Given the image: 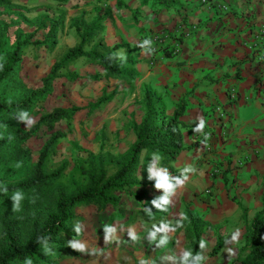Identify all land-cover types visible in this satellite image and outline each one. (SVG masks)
<instances>
[{
    "label": "rangeland",
    "instance_id": "374dc122",
    "mask_svg": "<svg viewBox=\"0 0 264 264\" xmlns=\"http://www.w3.org/2000/svg\"><path fill=\"white\" fill-rule=\"evenodd\" d=\"M184 1L160 9L154 0H121L122 6L106 0H68L63 5L0 0V66L18 43H30L0 85L3 104H22L44 88L53 68L82 41L76 21L97 26L87 51L124 65L123 78L115 79L102 67L78 60L59 69L49 96L33 101L32 124L26 127L19 115H1L0 187L32 178L42 150L59 133L64 137L53 144L45 173L65 171L42 196L22 194L19 211L12 210L14 194L0 198V241L4 221L24 239L30 215L50 202L53 190L72 193L84 184L79 165L101 160L112 175L136 142L147 103H153L162 126L185 100L187 111L180 121L186 150L172 163L162 158L147 161L144 153L136 186L121 194L118 203L105 211L95 206L74 209L53 264H240L248 226L264 212V131L250 134L242 115L237 120L229 114L225 107L240 99L234 90H228L227 105H206L195 98L206 73L198 54L207 47L218 49L220 43L213 40L209 25L190 24ZM52 29L55 40L35 45L46 41ZM198 106L202 112L197 113ZM57 109L75 112L66 120L41 124L27 140L17 138ZM149 169L168 175L173 184L176 178L183 180L166 203L162 198L168 193L156 187L159 176L149 179ZM192 220L203 245L199 261L187 233ZM219 236L224 248L211 257Z\"/></svg>",
    "mask_w": 264,
    "mask_h": 264
},
{
    "label": "trees",
    "instance_id": "16d2710c",
    "mask_svg": "<svg viewBox=\"0 0 264 264\" xmlns=\"http://www.w3.org/2000/svg\"><path fill=\"white\" fill-rule=\"evenodd\" d=\"M60 4H65L68 0H50ZM115 1L122 6L121 0ZM147 1V0H144ZM160 9H171L174 0H154ZM77 32H81V43L79 46L70 49L62 62L55 66L51 75L45 79L44 88L39 92L32 93L22 104L5 105L0 102V125L1 115H20L21 112L31 114L33 101L41 97L49 96L51 82L57 77L59 69H67L70 64L78 60H85L90 64L98 65L105 69V75L111 78H123L124 65H116V59L110 56L97 53L95 50L87 51L86 45L94 38L97 31L96 25L86 27L83 22L76 21ZM52 29L48 39L44 42H37L35 45H47V41L55 40ZM30 43H18L8 60L0 66V85L14 72V69L21 61L22 48ZM186 109L185 100H181L175 111L173 119L168 123L159 126L160 115L155 110L153 103H147V115L136 129V142L128 152L126 158L117 163V169L109 175L106 166L101 160H88L87 165H79V170L84 177L85 183L77 185L72 193H65L53 190L50 202L39 207L37 211L30 215L29 232L26 238H22L16 228L7 222H3L2 239L0 241V264H53L57 258L60 248V240L68 232L69 223L72 219V212L80 206H95L99 211H105L109 206H113L120 200V195L129 188L136 186L135 173L138 170L141 157L145 153L147 161L154 158H162L168 163L174 162L179 154L186 150L183 145V136L180 121ZM75 110L57 109L52 113L42 116L39 123L30 131L23 135H17L20 140H27L32 137L41 124L60 122L70 118ZM64 135L57 134L53 137L41 152L40 158L35 166L34 175L22 183L0 187V198L20 192L21 194L36 193L41 196L50 187H54L64 173V169L56 173L46 174L45 166L52 151L53 144ZM188 238L193 243L198 256L201 254V239L197 222L192 220V224L187 230ZM225 241L222 237H217L211 257H217L224 248ZM245 257L240 264H264V212L256 214L249 224L245 235V246L242 249ZM196 261H199L196 258Z\"/></svg>",
    "mask_w": 264,
    "mask_h": 264
},
{
    "label": "crops",
    "instance_id": "0c3cea01",
    "mask_svg": "<svg viewBox=\"0 0 264 264\" xmlns=\"http://www.w3.org/2000/svg\"><path fill=\"white\" fill-rule=\"evenodd\" d=\"M184 2L190 24L209 25L213 40L220 43L218 49L207 47L198 54L206 73L195 98L206 105L212 102L227 105L228 90L238 92L239 101L225 108L237 120L243 116L242 123L250 134H261L264 131V0ZM199 107L197 113L202 112Z\"/></svg>",
    "mask_w": 264,
    "mask_h": 264
},
{
    "label": "clouds",
    "instance_id": "9594fccd",
    "mask_svg": "<svg viewBox=\"0 0 264 264\" xmlns=\"http://www.w3.org/2000/svg\"><path fill=\"white\" fill-rule=\"evenodd\" d=\"M19 121L21 123H25L26 127L29 124H32L34 121L32 119L29 118V114L27 112H21L19 117H18ZM192 169L190 168H186L184 171L185 172H189ZM149 172L151 173V176L149 177V179L155 177V176H159V182L157 183L156 187L157 188H162L165 190L166 193H168V195L164 196L162 198V202L166 203L168 200V196L171 195L174 191L176 186L180 185L183 183V180L180 178H176L175 180V184L170 182V178L168 175L166 174H160L152 169H149ZM187 177L185 176L184 179H186ZM23 199L22 194L20 192H16L13 196H12V201H13V211H19L20 210V201ZM155 203V201H154ZM203 246V245H201ZM197 259H202L200 256H197ZM27 264H31V261H27Z\"/></svg>",
    "mask_w": 264,
    "mask_h": 264
},
{
    "label": "built area",
    "instance_id": "2783aa9c",
    "mask_svg": "<svg viewBox=\"0 0 264 264\" xmlns=\"http://www.w3.org/2000/svg\"><path fill=\"white\" fill-rule=\"evenodd\" d=\"M263 90H264V88H263Z\"/></svg>",
    "mask_w": 264,
    "mask_h": 264
}]
</instances>
